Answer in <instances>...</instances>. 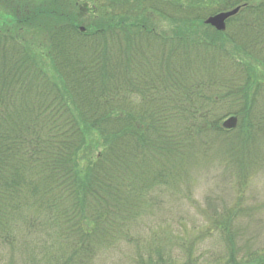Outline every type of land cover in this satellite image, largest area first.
Segmentation results:
<instances>
[{
    "label": "trees",
    "instance_id": "1",
    "mask_svg": "<svg viewBox=\"0 0 264 264\" xmlns=\"http://www.w3.org/2000/svg\"><path fill=\"white\" fill-rule=\"evenodd\" d=\"M90 1L0 0V245L27 264H102L125 246L127 264H264L236 246L232 210L187 234L153 218L214 147L244 182L264 167V0ZM238 6L224 33L203 24ZM211 230L224 253L198 252Z\"/></svg>",
    "mask_w": 264,
    "mask_h": 264
},
{
    "label": "rangeland",
    "instance_id": "2",
    "mask_svg": "<svg viewBox=\"0 0 264 264\" xmlns=\"http://www.w3.org/2000/svg\"><path fill=\"white\" fill-rule=\"evenodd\" d=\"M94 1L91 0L87 3V9L90 10L92 8ZM156 25V31H160L161 33L165 31L169 32L172 28L170 24L160 20ZM226 46L229 50L230 46ZM231 50L236 60H244V54L234 48ZM244 61H246V58ZM42 64L44 65L43 60ZM47 64L45 62V66ZM231 117L233 116L230 115L222 118L220 126L227 129L224 124ZM234 118L236 119V123L232 130L237 128L239 124L238 119ZM95 135L97 139L95 138L94 141H91L92 137L86 139L87 143L91 141L93 151L90 147L86 146V148L77 154L78 171L82 175L90 166V159L97 156L101 149L100 147L103 146L102 144L105 141L103 139L101 143V140L98 139L99 136ZM92 142L95 143L96 147ZM218 144V146L222 147L220 143ZM255 147L256 150H259L260 155L264 156V149L261 143L255 144ZM215 149L214 147L213 150ZM213 150L210 153L211 155L195 164V168L191 171V178L188 183L191 187L189 190L191 193L186 192V188L182 187L181 191L183 193L176 194L174 197H171V195L163 197L162 207L155 214L157 217L155 218L153 215L152 217L162 228H165L167 225L177 226L174 220L178 221V223L181 221L183 226L178 228V230L180 233L187 234V232H193L194 228L197 230V227L209 226L211 217L218 216L219 214L216 213L226 208L232 210V217H237V226H234L238 234V237L234 241L236 242V246L242 248L244 251H264V167H260L259 169L252 167L249 169L248 173H246L248 182H244L243 176L240 175L238 177L235 168L228 161L229 156L222 158L218 154L212 157L214 155ZM144 221L150 226L149 230L151 231L150 217ZM237 227H241V232H238ZM145 231L148 230L145 229ZM219 232L212 231V234L209 235L210 237L206 238L203 244H200L198 252L206 253L207 251H212L211 254L224 253L225 245L220 239ZM147 241L149 242V238ZM11 251L9 247L0 245V264H27L25 263L26 258L23 254L17 250L15 252ZM134 252L135 247L125 246L118 253L108 257L105 263L102 264H111L112 261L115 264H127V257ZM145 252H147V249Z\"/></svg>",
    "mask_w": 264,
    "mask_h": 264
},
{
    "label": "water",
    "instance_id": "3",
    "mask_svg": "<svg viewBox=\"0 0 264 264\" xmlns=\"http://www.w3.org/2000/svg\"><path fill=\"white\" fill-rule=\"evenodd\" d=\"M240 10V7H236L233 10L226 11V12H220L216 15H213L206 19L204 21L205 25H208L212 28H214L218 32H224L226 29V22L228 19L231 17H234ZM236 119L235 118H230L225 122V127L230 129L235 126Z\"/></svg>",
    "mask_w": 264,
    "mask_h": 264
}]
</instances>
